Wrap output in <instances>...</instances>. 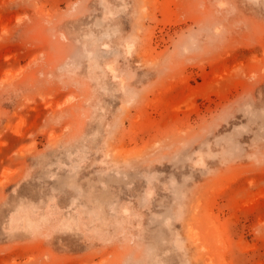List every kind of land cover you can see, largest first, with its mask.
<instances>
[{"label": "rangeland", "instance_id": "rangeland-1", "mask_svg": "<svg viewBox=\"0 0 264 264\" xmlns=\"http://www.w3.org/2000/svg\"><path fill=\"white\" fill-rule=\"evenodd\" d=\"M0 264H264V0H0Z\"/></svg>", "mask_w": 264, "mask_h": 264}]
</instances>
